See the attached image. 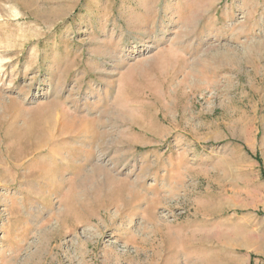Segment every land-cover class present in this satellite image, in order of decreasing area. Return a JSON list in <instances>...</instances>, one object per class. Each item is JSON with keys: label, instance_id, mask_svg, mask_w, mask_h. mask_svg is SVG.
<instances>
[{"label": "rangeland", "instance_id": "1", "mask_svg": "<svg viewBox=\"0 0 264 264\" xmlns=\"http://www.w3.org/2000/svg\"><path fill=\"white\" fill-rule=\"evenodd\" d=\"M31 2L0 0V264H264V0Z\"/></svg>", "mask_w": 264, "mask_h": 264}, {"label": "bare ground", "instance_id": "2", "mask_svg": "<svg viewBox=\"0 0 264 264\" xmlns=\"http://www.w3.org/2000/svg\"><path fill=\"white\" fill-rule=\"evenodd\" d=\"M17 2H19V3H25V4H33V2H31V1H33V0H16Z\"/></svg>", "mask_w": 264, "mask_h": 264}]
</instances>
